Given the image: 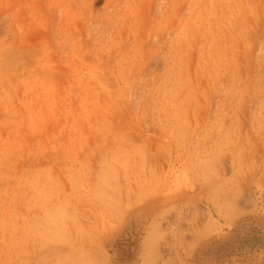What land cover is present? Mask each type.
I'll list each match as a JSON object with an SVG mask.
<instances>
[{"label":"rangeland","instance_id":"1","mask_svg":"<svg viewBox=\"0 0 264 264\" xmlns=\"http://www.w3.org/2000/svg\"><path fill=\"white\" fill-rule=\"evenodd\" d=\"M0 264H264V0H0Z\"/></svg>","mask_w":264,"mask_h":264}]
</instances>
